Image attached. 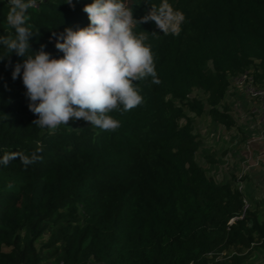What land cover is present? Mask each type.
Listing matches in <instances>:
<instances>
[{
  "label": "trees",
  "instance_id": "obj_1",
  "mask_svg": "<svg viewBox=\"0 0 264 264\" xmlns=\"http://www.w3.org/2000/svg\"><path fill=\"white\" fill-rule=\"evenodd\" d=\"M91 2L38 0L27 13L37 32L31 49L43 45L51 57L62 56L53 32L87 27L83 6ZM124 2L139 21L161 0ZM168 3L184 14L181 32L138 25L157 33L148 43L159 83L137 82L143 103L110 113L120 121L115 131L87 122L54 131L33 124L22 79L11 75L25 58L0 60V157L9 156L0 164V264H242L264 248L257 207L235 183L215 180L193 160L200 142L193 118L203 102L228 128L231 77L246 72L264 87V0ZM9 10V0H0V35H14ZM34 153L40 159L22 163Z\"/></svg>",
  "mask_w": 264,
  "mask_h": 264
},
{
  "label": "clouds",
  "instance_id": "obj_2",
  "mask_svg": "<svg viewBox=\"0 0 264 264\" xmlns=\"http://www.w3.org/2000/svg\"><path fill=\"white\" fill-rule=\"evenodd\" d=\"M65 3L74 7L72 0ZM9 4L6 22L14 35H0L6 52L0 60L10 63L12 53L25 58L14 65L12 79H22L27 107L37 117L32 123L50 131L71 120H83L103 131L118 129L120 121L110 113H124L143 103L137 82L151 78L159 83L148 43L149 35L157 33L137 31L138 25L151 21L160 33L178 36L185 21L168 0L151 5L139 21L124 0H92L83 6L87 27L53 32L55 48L62 53L53 58L43 45L39 51L31 49L30 38L37 32L27 23V13L38 6V0H9ZM38 159L35 153L21 157L25 165ZM8 161V154L0 157V164Z\"/></svg>",
  "mask_w": 264,
  "mask_h": 264
},
{
  "label": "rangeland",
  "instance_id": "obj_3",
  "mask_svg": "<svg viewBox=\"0 0 264 264\" xmlns=\"http://www.w3.org/2000/svg\"><path fill=\"white\" fill-rule=\"evenodd\" d=\"M229 82L225 98L232 126L227 128L211 119L203 102V111L193 118L200 139L193 160L215 180L235 183L246 204L255 205L258 217L264 219V94H252L246 79ZM183 111L185 115L193 114L186 106ZM83 122L71 120L69 124L78 126ZM53 260L40 263L52 264ZM242 264H264V248L253 249Z\"/></svg>",
  "mask_w": 264,
  "mask_h": 264
},
{
  "label": "built area",
  "instance_id": "obj_4",
  "mask_svg": "<svg viewBox=\"0 0 264 264\" xmlns=\"http://www.w3.org/2000/svg\"><path fill=\"white\" fill-rule=\"evenodd\" d=\"M243 80L246 79L248 82V90L252 93L255 94L256 96H261L264 94V87H255L252 83H251V78L246 74V72H242L238 75L232 76L230 80L234 81V80ZM36 264H44V263H36Z\"/></svg>",
  "mask_w": 264,
  "mask_h": 264
}]
</instances>
